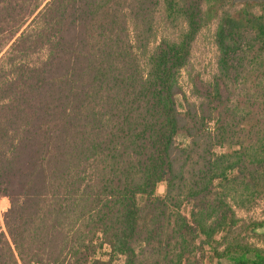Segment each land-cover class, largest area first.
I'll return each instance as SVG.
<instances>
[{
	"label": "trees",
	"instance_id": "obj_1",
	"mask_svg": "<svg viewBox=\"0 0 264 264\" xmlns=\"http://www.w3.org/2000/svg\"><path fill=\"white\" fill-rule=\"evenodd\" d=\"M0 196V264H264V0H0Z\"/></svg>",
	"mask_w": 264,
	"mask_h": 264
},
{
	"label": "rangeland",
	"instance_id": "obj_2",
	"mask_svg": "<svg viewBox=\"0 0 264 264\" xmlns=\"http://www.w3.org/2000/svg\"><path fill=\"white\" fill-rule=\"evenodd\" d=\"M235 1H245V0H235ZM176 27L166 21H160V34H173L176 31ZM212 31L213 26L207 27L202 31V33L199 35L197 40L194 43L193 48V69L195 71H198L202 73L204 76H209L211 72L215 69V46L212 43ZM182 83L185 87V89L189 90V78L188 74L186 72L182 73ZM165 190V185L160 184L158 187V192L162 193ZM264 205V203H263ZM9 207V199L8 197H1L0 196V226L4 227L3 222V215L4 212ZM255 214L259 215L262 213V208H258L254 212ZM106 251L107 249L104 248ZM116 262L120 263L122 262V259L116 260Z\"/></svg>",
	"mask_w": 264,
	"mask_h": 264
}]
</instances>
